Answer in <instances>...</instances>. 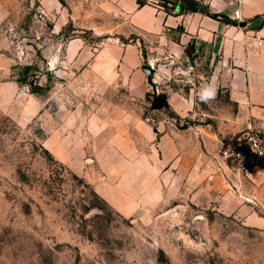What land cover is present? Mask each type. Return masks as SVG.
<instances>
[{
  "label": "rangeland",
  "instance_id": "rangeland-1",
  "mask_svg": "<svg viewBox=\"0 0 264 264\" xmlns=\"http://www.w3.org/2000/svg\"><path fill=\"white\" fill-rule=\"evenodd\" d=\"M153 40L111 0H0V264H264V170L259 184L246 179L238 214L191 195L122 214L59 159L60 136L51 132L65 117L83 126L104 96L120 103L127 93L117 50L137 45L146 66ZM180 67L172 88H206L209 70L195 58ZM151 102L164 101L155 93ZM141 107L153 125L165 115ZM78 136L63 137L74 154Z\"/></svg>",
  "mask_w": 264,
  "mask_h": 264
},
{
  "label": "crops",
  "instance_id": "crops-1",
  "mask_svg": "<svg viewBox=\"0 0 264 264\" xmlns=\"http://www.w3.org/2000/svg\"><path fill=\"white\" fill-rule=\"evenodd\" d=\"M111 1L133 27L154 37L155 44L146 47L147 60L156 68L155 83L165 85L156 88V94L180 120L164 115L153 125L143 118L141 106L150 86L141 70L142 49L123 45L117 50V66L127 96H121L120 103L118 96H104L97 115L83 126L65 117L59 130L51 132L60 136V161L88 179L95 193L122 214L181 195L214 202L224 214L244 211L241 190L246 179L259 184L262 171L219 167L215 158L221 141L249 131L264 135V0H197L211 13L236 21V26L201 13L167 15L153 5L139 8L136 0ZM191 43L192 57L209 75L200 83L206 88L183 93L170 83L175 81L172 75L181 73V64L192 58L185 52ZM218 91L226 96H217ZM218 98L223 105L212 107ZM199 99L206 106L209 102L205 110ZM186 120L193 126L182 127ZM74 133L77 140L80 135L84 139L75 154L70 152L71 139H63Z\"/></svg>",
  "mask_w": 264,
  "mask_h": 264
},
{
  "label": "built area",
  "instance_id": "built-area-1",
  "mask_svg": "<svg viewBox=\"0 0 264 264\" xmlns=\"http://www.w3.org/2000/svg\"><path fill=\"white\" fill-rule=\"evenodd\" d=\"M215 161L219 167L232 166L245 172L264 170V135L249 131L221 141Z\"/></svg>",
  "mask_w": 264,
  "mask_h": 264
},
{
  "label": "trees",
  "instance_id": "trees-1",
  "mask_svg": "<svg viewBox=\"0 0 264 264\" xmlns=\"http://www.w3.org/2000/svg\"><path fill=\"white\" fill-rule=\"evenodd\" d=\"M158 2V6L167 14V15H183L188 13H201L204 14L214 20H218L221 23L224 24H230V25H237L236 21H233L229 19L227 16L223 14H213L210 12L209 8L207 6H204L197 0H154ZM136 3L139 8L144 7L145 5H149V0H136ZM140 43L142 41L140 40ZM186 54L189 57H192L194 54V45L191 43L189 46L185 49ZM144 49H142V56L144 57ZM195 57V56H194ZM26 81V80H24ZM40 89H37L33 92H38ZM155 97V93L148 92L145 96L144 102L150 103L153 109H160L162 108L164 110V114L174 119L176 122H179L180 118L172 111L170 106L162 102V104H159L158 102H151V100ZM143 118L148 119L146 113H143ZM186 122L183 124L182 127H186ZM154 130L156 131V128L154 127Z\"/></svg>",
  "mask_w": 264,
  "mask_h": 264
},
{
  "label": "water",
  "instance_id": "water-1",
  "mask_svg": "<svg viewBox=\"0 0 264 264\" xmlns=\"http://www.w3.org/2000/svg\"><path fill=\"white\" fill-rule=\"evenodd\" d=\"M240 27H244V23L239 24ZM141 70L144 72L147 84L151 87L154 93H156L157 89L155 86V81H154V75L156 73V70L154 67H152L150 64H147L146 66H142ZM187 125L193 126V122L187 121Z\"/></svg>",
  "mask_w": 264,
  "mask_h": 264
}]
</instances>
